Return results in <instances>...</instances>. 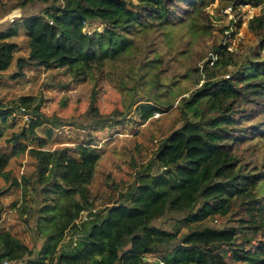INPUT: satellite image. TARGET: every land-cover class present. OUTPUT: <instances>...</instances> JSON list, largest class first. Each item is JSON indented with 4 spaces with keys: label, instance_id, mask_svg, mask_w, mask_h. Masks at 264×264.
I'll return each mask as SVG.
<instances>
[{
    "label": "trees",
    "instance_id": "16d2710c",
    "mask_svg": "<svg viewBox=\"0 0 264 264\" xmlns=\"http://www.w3.org/2000/svg\"><path fill=\"white\" fill-rule=\"evenodd\" d=\"M213 1L12 0L3 5V14L19 8L22 16L0 27V73L11 80L47 73L62 89L93 83L77 116H46L33 95L19 96L11 109L0 108V138L14 124L12 111L29 115L28 124L5 139L10 150L0 149V223L3 196L19 191L10 208L17 207L33 240L29 245L0 227V264H264V10L248 21L258 42L249 56L236 54L226 41L213 48L216 59L185 66L183 72L176 70L174 57L166 59L170 28L189 18L194 30ZM233 1L237 8L260 0ZM33 7L38 11L28 13ZM19 28L26 53L13 39ZM132 57L138 60V77L150 70L148 92L133 93L124 109L101 112L97 103L107 66ZM191 71L201 82L177 100L181 124L160 141L153 156L157 167L141 165L122 200L117 201L122 190L114 182L111 191H94L101 151L93 132L115 127L133 112L146 122L172 108L173 86ZM63 126L80 129L85 137L50 147L54 129ZM19 153L28 155L33 168L17 176L8 166ZM83 212L88 217L77 225ZM75 227L85 229L83 239L68 251L58 249Z\"/></svg>",
    "mask_w": 264,
    "mask_h": 264
},
{
    "label": "rangeland",
    "instance_id": "374dc122",
    "mask_svg": "<svg viewBox=\"0 0 264 264\" xmlns=\"http://www.w3.org/2000/svg\"><path fill=\"white\" fill-rule=\"evenodd\" d=\"M12 0H0V27L5 28L9 22L22 16L21 9L15 8L3 14L4 4ZM233 0H214L204 10L202 18L197 19L196 28L190 27V19L176 24L168 31L171 52L166 57H174L172 61L179 72L184 71L185 66H201L206 59H216L213 48L223 42H229L228 48L236 54L248 55L257 47V39L248 29L249 19L264 10V0L259 4L247 3L235 8ZM256 3V1H255ZM39 7L31 8L28 13L37 12ZM239 12V14H237ZM241 17V21L238 19ZM239 23V26L237 24ZM232 31V34L229 32ZM228 33L229 37L225 35ZM20 47L21 53H26V39L24 31L19 28V34L13 38ZM249 56V55H248ZM165 59V60H166ZM164 60V65L166 62ZM212 64V63H211ZM112 66V67H111ZM108 65L106 71L108 77L100 81V93L98 107L103 113H109L114 109H124L133 93L144 97L149 90L150 70L144 71L143 77H138V60L132 57L130 60L118 61ZM143 72V73H144ZM166 76V75H164ZM59 79L67 81V76H58ZM173 86L174 104L173 107L164 112H155L146 122H141L135 112L131 113V119L121 124L104 129H98L93 134L101 151V158L97 164L93 190L99 193L111 191V183L118 186V199H123V194L128 192L134 182L135 172L142 165L150 164L153 169L157 167L153 156L157 151L162 138L167 136L172 129L177 128L181 123L176 122L178 110L175 107L177 100L195 89L201 82L198 72L191 71L187 77H181ZM164 80H168L167 76ZM48 81L47 85H43ZM92 81L82 84H71L68 88L62 89L53 85L48 79L47 73H37V76L27 75L25 78L11 80L6 73H0V102L2 109H11L18 105V97L21 95H33L37 101L41 99V111L46 116L56 115L60 117L77 116L84 112L88 101ZM132 86V88H131ZM134 87V88H133ZM13 126L3 129V136L0 138V149L10 150V144L6 138L12 131L18 130L28 124V114L12 111ZM85 137V132L71 127L63 126L54 129L49 146L54 148L66 144L80 142ZM33 168L32 162L26 153L16 154L12 157L8 166L13 174L20 176L22 173H29ZM3 184L0 181V186ZM20 196L19 191H10L2 198L4 212L0 227L11 230L22 237L29 245L32 238L29 230L22 224L17 215V207L10 208L12 200ZM100 203L94 207L100 209ZM88 217L86 213L78 219L77 225ZM84 230L78 227L70 229L63 241L60 243V250L68 251L73 246V241L79 243L84 237ZM39 246V243H37ZM151 258L154 262V259ZM16 264V263H11Z\"/></svg>",
    "mask_w": 264,
    "mask_h": 264
},
{
    "label": "water",
    "instance_id": "95a60500",
    "mask_svg": "<svg viewBox=\"0 0 264 264\" xmlns=\"http://www.w3.org/2000/svg\"><path fill=\"white\" fill-rule=\"evenodd\" d=\"M144 261H145V262L152 263L153 260H152L151 258L145 257V258H144Z\"/></svg>",
    "mask_w": 264,
    "mask_h": 264
},
{
    "label": "built area",
    "instance_id": "2783aa9c",
    "mask_svg": "<svg viewBox=\"0 0 264 264\" xmlns=\"http://www.w3.org/2000/svg\"><path fill=\"white\" fill-rule=\"evenodd\" d=\"M96 210L95 209H93V212H95ZM84 213H86V215H88V213L87 212H83V214ZM87 217H85L84 219H86ZM77 244V242L76 241H73V245H76Z\"/></svg>",
    "mask_w": 264,
    "mask_h": 264
}]
</instances>
